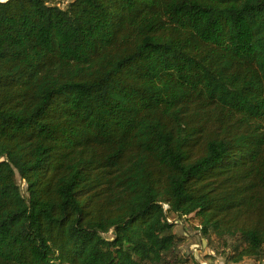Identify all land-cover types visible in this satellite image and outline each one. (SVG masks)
<instances>
[{
	"label": "trees",
	"instance_id": "1",
	"mask_svg": "<svg viewBox=\"0 0 264 264\" xmlns=\"http://www.w3.org/2000/svg\"><path fill=\"white\" fill-rule=\"evenodd\" d=\"M192 215L264 260V0H0V264H164Z\"/></svg>",
	"mask_w": 264,
	"mask_h": 264
},
{
	"label": "rangeland",
	"instance_id": "2",
	"mask_svg": "<svg viewBox=\"0 0 264 264\" xmlns=\"http://www.w3.org/2000/svg\"><path fill=\"white\" fill-rule=\"evenodd\" d=\"M65 6V4L61 5ZM18 182L25 194L26 184L18 178ZM176 229L180 232L184 242L176 248L172 256H168L164 264H234L229 261L235 245L230 240L205 239L199 230V220L194 215L184 221H177ZM111 237V235H108ZM234 250V251H233ZM241 264H264L263 261L246 258Z\"/></svg>",
	"mask_w": 264,
	"mask_h": 264
},
{
	"label": "water",
	"instance_id": "3",
	"mask_svg": "<svg viewBox=\"0 0 264 264\" xmlns=\"http://www.w3.org/2000/svg\"><path fill=\"white\" fill-rule=\"evenodd\" d=\"M210 264H214L213 262H210Z\"/></svg>",
	"mask_w": 264,
	"mask_h": 264
}]
</instances>
